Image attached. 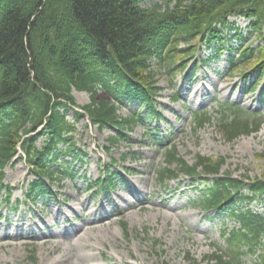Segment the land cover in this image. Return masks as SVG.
Here are the masks:
<instances>
[{"label":"trees","instance_id":"trees-1","mask_svg":"<svg viewBox=\"0 0 264 264\" xmlns=\"http://www.w3.org/2000/svg\"><path fill=\"white\" fill-rule=\"evenodd\" d=\"M142 1L0 0V191L5 190L6 202L12 189L2 182L4 169L19 149L32 175L26 197L33 202L51 196L55 181L72 177L68 167L57 165L60 155L75 146L66 110L78 106L83 113H75L88 116L99 129L114 127L110 144L127 140V133L144 120L139 112L120 116L115 100L136 95L147 116H160L153 105L161 88L152 59L169 72L182 71L203 43L214 57L228 51L232 71L253 76L256 85L264 79V44L244 45L246 38L236 34L239 47L230 46L227 22L230 14L253 18L252 29L264 39V0H174L172 9L164 10L158 4L144 8ZM73 88L89 93V103L78 105ZM100 90L109 99H98ZM216 114L226 141L255 133L264 123L260 114L236 105H221ZM213 117L194 112L192 129H202ZM164 162L159 182L187 175L203 184L195 203L201 210L225 213L238 223L223 230L224 247L216 243L195 264H243V255L260 249L251 264H264V215L236 205L264 196V178L222 172L221 156L197 155L189 163L173 144L164 147ZM104 173L95 183L112 188L118 173L108 166ZM121 228L127 236L125 221ZM30 261L36 262L33 256Z\"/></svg>","mask_w":264,"mask_h":264},{"label":"rangeland","instance_id":"rangeland-1","mask_svg":"<svg viewBox=\"0 0 264 264\" xmlns=\"http://www.w3.org/2000/svg\"><path fill=\"white\" fill-rule=\"evenodd\" d=\"M154 3L164 6L165 1L145 0L143 6ZM230 22L247 35L246 18L231 16ZM259 38L251 34L248 43L261 46L264 39ZM232 43L237 46L235 40ZM213 54L202 44L201 52L197 50L188 66L177 72L152 59L161 88L153 105L160 116H147V107L136 95L115 100L120 116L139 112L144 117L127 133V140L110 144L114 127L99 129L87 116L75 113L80 108L66 110L74 125L70 136L75 146L60 155L57 165L68 167L72 177L51 184L49 197L34 202L25 197L32 175L20 150L4 169L2 182L12 189L9 202L5 190L0 191V264H32L31 256L35 264H195L215 250L216 243L224 247L223 230L238 223L225 213L205 212L195 204L203 184L183 174L163 183L158 178L165 166L164 147L171 144L189 163L197 155L221 156L225 158L222 172L264 178V123L255 133L226 141L216 120V111L225 104L264 117V79L255 85L253 76L229 69L227 51L218 57ZM72 93L78 105L89 103V93L74 88ZM97 98L109 99L102 90ZM199 111L214 117L194 131L192 114ZM107 166L109 172L118 173L117 181L102 189L94 182L105 176ZM236 205L264 214L262 195ZM122 221L127 223V236ZM259 253L262 249L247 252L243 264L253 263Z\"/></svg>","mask_w":264,"mask_h":264}]
</instances>
